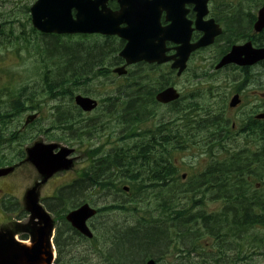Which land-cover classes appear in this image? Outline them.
Segmentation results:
<instances>
[{
    "label": "trees",
    "instance_id": "trees-1",
    "mask_svg": "<svg viewBox=\"0 0 264 264\" xmlns=\"http://www.w3.org/2000/svg\"><path fill=\"white\" fill-rule=\"evenodd\" d=\"M253 18L254 17L251 16L250 21H252ZM241 20L246 21V26L248 25V16L243 17ZM241 20L238 21L237 18L233 19V31H236L237 27H239V24L242 23ZM51 50L53 49L51 48L46 50V53H49ZM104 55V48L90 49L78 47L74 48V50L72 51L65 53L66 67L64 70L58 71L57 74L51 79L47 78L48 73L45 72L46 77H44L43 79L45 92L51 95L56 90L53 85L57 83H66L71 79L76 82L75 80H78L83 77L84 73H87L92 69V66L96 65L97 63H101L102 59L104 58ZM132 81H134V79ZM140 98L149 99V102H151L152 104L149 103L147 100L143 101L142 99L139 101H135L136 99L138 100ZM126 99L127 100L124 103L123 107V115L120 119L123 131L126 133L123 138L126 139L135 136L146 138L143 134L137 135V133H135L137 126H139L142 121L140 118L142 115H145V117H150L155 121L152 128L153 130H147L146 132H144V134L152 136L148 137V141L146 142L140 141L134 143L133 145H123L121 149H118L117 151L115 150L112 156L105 157L106 163L111 164V162L113 161V157L118 159L120 163L116 167H119L118 170L124 177L131 176L135 178L134 170L130 167L129 163L135 164L141 161L142 164L144 163L143 169L148 172L149 177L161 178L163 176V171L165 173H168L169 171L170 176L172 177L174 175V170L172 169V167H169L170 169L167 170L165 169V167H160L159 170L158 166H151V163L157 164L166 162L167 154L164 143L168 141V143H171L174 149L184 150L191 144L200 143L203 140V137L201 138L202 140L199 139L200 134L198 133L204 131L206 125L203 124L201 121L193 122V120H190L188 114H186L187 109H183L182 112L177 113H182L181 115H183V117H180V124H178L177 122H170L172 124L169 125L170 123L165 122V120L157 118L155 110H148L149 106L153 105V108L156 107L155 102L153 100V94H151L150 92L144 95L135 94L134 96H127ZM132 106H138L136 110H138L137 114H140V117L133 121L127 119V114H130V108ZM23 110L24 109L22 108L19 100L15 101L13 109L11 111H14L15 113H21ZM8 114L9 111H6L5 113L0 114V116L6 117L8 116ZM82 123L83 122L80 121L75 122V125H73V123L69 125L70 123L63 122L58 123V125L64 130L72 132V135L77 136L80 140L81 136L82 138L87 137V135L92 134L94 130L97 132L98 129H101V126L99 124L89 126V124L84 125ZM62 124L64 126H66V124L69 126L64 127ZM261 124L264 123L256 121L254 122L251 120L245 122V120L242 119L238 123L237 129L233 130L231 126L226 123L225 120H222V118H220L217 123L209 125V127L214 130L212 131L213 133L209 135L210 139L214 140V137L218 138V141L215 145L217 150L216 165L211 172H207L205 177L208 178L207 180L203 181L202 178H200V180L198 178L196 179V182L200 181V186L197 187V193L196 191L195 193H193L195 188H192L191 193L192 196L197 194L199 198H202L205 195L206 190L214 188L215 186L216 192L218 194L217 197L219 198V201L224 204V208L221 214H204L202 202H198V200L200 199L196 200V202L194 203L195 206L193 205L194 207H191L192 205L189 203H187V206L182 205V207H175L174 204L169 203L166 199L161 198L162 202L160 203V206H162L166 210V212L169 214L170 219L172 217V221L168 225H173V227L179 233V241L181 242V244L178 247L177 253L181 257H179V259L181 260V262L179 261L180 264H218L220 261H227L228 257L226 256L231 254L233 252V249L237 251L234 256L239 257L240 259L242 257L241 255L243 252L245 253V255L248 254V252L256 254L259 249H264V247H262V245L260 244L258 246H252L255 242L261 243L264 240V236H260L258 233L260 232V229H264V196H262L264 195V189H255L253 183L249 181L255 180L258 181V183L261 185V188L264 186V177L261 176L264 172V151L263 149H261L260 151H256V154H254L255 160L253 161V158H251L252 154L246 146L238 147L233 143L234 136L242 135L247 132L246 130H248L251 135L259 133V140L261 138H264V128H261ZM153 135L157 136L153 137ZM211 142L212 141L209 140L206 143V147L208 150H211L212 148ZM229 143H233L235 146L229 147ZM157 145L159 146L156 149ZM257 155H260L259 158L256 157ZM147 158H149L150 163H147ZM121 162L129 163L123 164ZM168 162L171 163L173 161L172 159H170ZM101 165L102 164L100 163L99 170L101 172H104L105 167ZM146 169H149V171ZM157 175L159 176L157 177ZM211 175L212 177L216 175L218 180L210 179ZM235 177L237 179H235ZM99 178L101 179V182H103L104 191L113 187L111 178ZM118 179L119 178H116L115 180ZM97 182V178L94 175L90 178H85V180L74 184L73 186H71V189L67 190V192H71L73 196H66V198H69V200L71 198L73 200L71 203L77 204L80 200H82V198L78 196L79 192L85 190V187L96 184ZM142 190H144L143 184L138 182V185L133 184V190L131 194L133 193L136 195H140L141 193H143ZM171 190L172 192L174 191L173 186L171 187ZM208 192L209 191H207L206 193L209 194ZM161 194L162 193H160L159 196H161ZM143 195L145 196L146 194ZM143 195L139 198V201L137 202L130 200L127 202H119L116 204V208L121 210L129 209L132 211H142L144 210L143 205L145 203L144 201L141 202L140 199L144 197ZM162 195L164 196L165 193ZM233 197L234 199H232ZM192 201H195V199H193ZM239 206L241 209L239 208ZM172 208L175 209L177 213H180L181 215H171L173 214L171 213ZM110 210L115 209L111 208ZM184 212L185 214H183ZM229 212L231 215L229 214ZM111 217H113V215H111ZM114 220L116 219L106 218V222L101 223L99 225V228L103 233L102 235L105 236V239H103V243L105 246H99L100 248L97 247L96 243L94 244L96 246L94 248L92 246H90L89 248L77 246L75 244L76 239L74 237H71L78 236L77 233L71 230L69 227H64L63 229H61L58 234L59 240L57 241V249L59 250V262L61 264H143L145 259L153 258L160 263L162 261L163 255L166 254L168 247L172 245L171 241H169L171 239L169 238V236H167L168 229L165 228V226H163L164 228L159 227L157 229H153L151 227H148L147 223H143L144 221L134 223L133 225H131V227H127L128 225H130L129 222H121V225L118 226V223L117 225L114 224ZM140 226H142V228ZM213 226L215 227V229L213 228ZM216 230L218 232H216ZM223 231L226 233H224ZM109 232L112 235H110ZM69 233L70 238L67 237ZM182 235L183 239H186L183 244L181 240ZM190 238L193 241H191ZM247 238H249V245L243 244V241H245V239ZM201 239L203 241L205 240V242L207 243V239H212L213 242H210L208 246H205L204 242H200ZM214 242H218V245L215 247L213 246ZM230 245H232L234 248L232 249Z\"/></svg>",
    "mask_w": 264,
    "mask_h": 264
},
{
    "label": "rangeland",
    "instance_id": "rangeland-1",
    "mask_svg": "<svg viewBox=\"0 0 264 264\" xmlns=\"http://www.w3.org/2000/svg\"><path fill=\"white\" fill-rule=\"evenodd\" d=\"M35 2V0H10L9 3L7 4H1L0 5V23H7L6 27H7V33L9 31L10 28H13L14 30V34L15 37H17L18 35H20V37H23V35L21 34L22 32V27H20L19 21L20 22H26V19L28 18V14L26 15V11H25V7L29 8L33 3ZM255 8H257V6H255ZM254 9V6L252 8L248 7L247 10L251 11ZM258 9H256L255 11H257ZM254 11V13H256ZM242 14H246V12L243 11ZM245 16V15H244ZM243 16V17H244ZM241 22L243 23L244 21L241 20ZM13 23V24H10ZM240 27V26H239ZM237 27L236 31H238V29H242V31L245 29L246 25L242 26L241 28ZM18 28V29H17ZM26 34L28 36H30L29 34V25L27 26L26 29ZM14 37L9 39L8 41H2V37L0 36V79L2 80L3 84L2 86H0V100L2 102H7V97L5 96L7 93L6 90H4L5 86L8 88V90H10L12 92V94H22L24 96H26V94H30V93H40V85H41V81L37 75H40V73H43V70L45 67H57L58 63H52L54 61V59L57 58V56H62V57H58L59 60L62 58H65V54L64 52H62V48L60 49L59 47H55L53 48V50H51L49 53L45 54L47 56L52 57L51 58H47L45 57V55H42L39 57V52L41 50L45 51V48H39L38 45L36 44L35 41H29V44L24 43L23 41L19 42L17 44L16 41H13ZM74 50V48H70L67 49L65 51H72ZM58 51H61L62 53H59ZM54 54V55H53ZM110 55V54H109ZM213 53L212 52H207L204 54H200L198 56H196L193 60V63L190 67V69L187 71V73H184L180 78H175L174 76L172 77L173 83H174V87L176 89H178L180 91V93L182 94V98H183V104L185 106L183 107H177L181 110L183 109H190L188 111V113L192 114L194 117L196 118H200L202 120L207 119L208 121H211L209 119L211 118H217L220 116H223L224 118L222 120H226L228 121L230 124L232 122H234V124L240 120L244 115H247L248 113L254 111V109L257 107H260V104L257 102H254L257 98L254 97V93H264V72L263 71H259V70H251L250 74L248 76V79L245 78L244 74L242 76V74H240V72H233L230 71L226 74L224 73H216L215 71L212 72V70L209 68L210 63H211V57H212ZM45 57V58H43ZM109 60V58H108ZM63 61H65V59H63ZM163 71H165V69H163ZM154 72H151V75H154ZM82 74V73H81ZM85 74V73H84ZM207 75L209 77V79L207 78H203V76ZM227 78V80L225 81V83L227 84V86L225 88H222L221 85L222 83H224L223 81ZM132 80V79H131ZM245 81H248L247 84L245 85V87H247L246 93L248 95V98L245 99L244 102V106H242L241 108H239L238 110L235 111H230L227 107L228 105V101L231 98L233 91V88L238 84L241 85L243 84ZM113 82V81H112ZM13 84V86H11ZM93 84V83H92ZM114 87L119 85V82L116 81L115 83H112ZM24 87H26V89H23ZM237 87V86H236ZM94 93H96L97 95H101V91L98 88H95L92 90ZM23 96V97H24ZM39 96V95H38ZM196 99L194 100L193 103H191V99L192 98ZM61 103V102H59ZM119 103V102H117ZM156 106V105H155ZM136 107L138 106H132L130 108V114H127V119L128 120H135L138 119L140 117V114L138 115L137 112L138 110H136ZM155 110L157 118H161L164 120H168L170 118V109L168 110L167 108H164L163 106H156L155 108H153V106H149V110ZM172 110V109H171ZM46 111V109L44 110ZM67 113L71 114L72 112L69 110H64ZM101 113H92V114H88L84 117V119H90V118H94L96 116H100ZM26 118L25 116H20L17 117V119L15 118L13 121H11V125H9L8 129H3L4 126L0 125V129L3 130V137L6 138V133L9 134V132H14L17 130H20L22 127V124L24 122ZM41 119H43V117H41ZM105 124V128L103 129V131L98 135V137H100V140L103 139V137L108 136L113 134L114 132L118 133V129H116V123L113 122H108V118H104V120L102 121ZM154 120H151L148 124L149 127L153 126L154 124ZM87 123V122H85ZM51 124H55V123H48L47 126V122H42V126L45 128H49V126ZM52 135H54L55 137H58L56 135H58L59 133L56 132H49ZM48 133V134H49ZM25 134H27V136H37L38 134H34L30 129H27L25 131ZM46 134V136L48 135ZM55 137H50L49 139H47L45 136L41 135L40 136V140H43L45 143H59L60 146L66 145L64 142H62L61 140L56 139ZM36 138L33 137L32 140H27V146L32 144ZM25 141L26 139L20 141L19 143H13L11 145L8 146H2L0 145V153L4 154V157L7 158L8 160H11L10 164L8 165H14L17 163H22L21 161H19L20 159H17V157L19 156V154L21 152H23V148L25 147ZM96 141V140H95ZM34 142V143H35ZM104 142V140L102 141ZM239 143H241V140L238 141ZM127 144H129V142H126ZM123 143H117V146L122 145ZM99 145H103L100 143V141H96V146ZM2 146V147H1ZM257 146V145H256ZM85 147V146H84ZM82 147V148H77V147H72L73 148V155L71 156L72 160H73V170L70 172L71 174L73 173V179H75L77 177V173L81 170L82 164L84 163V161L87 159V151L86 149ZM109 148H111V146H108L106 148V150H108ZM191 150H194L191 149ZM185 153V156H184ZM180 155H175V158L178 159L179 162L187 164V163H193V157L191 155L190 152L186 151ZM111 164H115L116 166L118 164H116L115 162H119L118 159H116L115 157L112 158ZM116 160V161H115ZM104 162V161H102ZM104 164V163H101ZM128 164V163H127ZM141 163H137V164H129L131 168H135V165H140ZM160 164L163 163H157L156 164H151V165H156L159 166ZM104 167H106V172H108V166H106L105 164L103 165ZM135 166V167H134ZM15 172L17 173V175L15 177H9V178H5L2 179L1 181H5V182H12L19 187L21 186V184L23 185L25 181V178L22 176L23 173L21 172V169L19 171V169H15ZM23 172V169H22ZM24 172L29 173V176L32 175V171L29 167H26ZM14 173V174H16ZM138 173V172H137ZM107 177L110 178V175L108 173H105ZM140 174V173H138ZM147 175L145 174L144 179L143 180H138L140 181V183L143 181V188L146 187H150V189H148L147 191H143V193H141L140 195H138L137 199L139 201V198L145 193L147 195V197H142V199H140V201H144V203H150L151 199H153V201L155 200L159 205L162 202L160 199H168L167 201L169 203L175 204L177 201H179L180 203H182V205H185L187 203L188 200H193L195 199L192 196V188H195V186L198 185V183H194L192 184V186L185 191H178L177 189L174 192H169V195H161L160 194V190L162 192V194H164V191H167L168 187H163L161 184L158 183V186L160 187H153L154 189H152V186H154L153 184H157V182L153 179H150L151 177H146ZM58 177V176H56ZM216 175H214L210 178H214L213 180H215ZM106 178V177H104ZM150 180V181H144V180ZM217 180V179H216ZM153 181V182H151ZM151 183V184H150ZM90 186H87L85 188L89 189ZM145 187V188H146ZM144 188V190H145ZM157 188V190H156ZM160 190H159V189ZM164 188V189H163ZM166 188V189H165ZM164 191H163V190ZM109 190V191H108ZM156 191H159L157 193H153ZM156 190V191H155ZM87 191L86 190L84 192L85 199H82L83 201L87 200ZM209 191L208 193L214 194L216 195V189L213 188L212 190H206L205 191V195L206 192ZM104 193L97 198V196H93V198H91L89 196V200L90 203L95 206V207H99L101 205L104 204H109L112 200H116V197L119 199L120 197L117 196L114 192H113V187L110 189H107L106 191H103ZM151 193V195H150ZM153 193V194H152ZM159 193V194H158ZM156 194V195H155ZM73 196V195H69ZM106 196V197H105ZM116 196V197H115ZM151 196V197H150ZM157 196V197H154ZM80 197V196H79ZM205 197L202 198V201ZM144 199V200H143ZM71 201V198L70 200ZM73 201V200H72ZM71 201V202H72ZM76 204V203H73ZM181 206V205H180ZM203 206V204H202ZM114 207V209H116V206H111L110 208ZM182 207V206H181ZM219 204H212V203H208L206 205L205 209L206 211H212L214 209H218ZM171 211H176L175 209H171ZM119 216V215H116ZM115 218V217H114ZM113 218V219H114ZM106 219V218H105ZM104 218H101L100 221H105ZM118 222V226H120L121 221L118 220L116 218V220ZM122 222H130L131 224H133L134 222L131 221L130 219H126L123 220ZM128 225L127 227L131 226ZM117 225V224H115ZM112 225V226H115ZM101 230V229H100ZM110 234V232H109ZM70 233L68 234L67 237L70 238ZM112 235V234H111ZM170 235V232H169ZM74 237L75 236H71ZM105 236H103V239ZM170 238V237H169ZM76 242L75 244L77 246H81L82 245V241L80 239H78L77 237L75 238ZM171 250L170 247H168V251ZM257 259V258H255ZM162 264H168L167 260L165 261V263ZM252 264H264V258H258L256 260V262L252 263Z\"/></svg>",
    "mask_w": 264,
    "mask_h": 264
},
{
    "label": "water",
    "instance_id": "water-1",
    "mask_svg": "<svg viewBox=\"0 0 264 264\" xmlns=\"http://www.w3.org/2000/svg\"><path fill=\"white\" fill-rule=\"evenodd\" d=\"M75 0H39L38 3L32 8L33 26L43 33L52 32H85V33H100V34H117L123 39L128 40V45L125 51L121 54L129 64L138 62L140 58L147 59L148 61H165L161 60L162 55V42L157 31L158 15L162 10L168 9L169 15L172 13L179 14L180 19L170 16L172 28L169 30V37L175 38L181 44L179 57L180 64L185 61L189 49L187 45L189 38V31L187 25L183 21L185 4H194V11L197 13L196 27L199 29L200 20L206 14L207 0H138L137 6H119L118 12H111L105 6H73ZM168 6V8H167ZM75 9L77 11L76 20L72 21L70 11ZM121 24H126L127 27L120 29ZM264 27V6L259 11V20L255 26L256 31H260ZM214 34H208L206 39H202L196 47H203L212 43ZM149 40L150 43L145 42ZM160 42L158 46L154 41ZM147 52L142 57L139 56L141 51ZM264 59V50H253L250 45H246L237 50H234L231 55L227 56L222 64L235 63L240 66H250L258 61ZM119 74L124 73L123 70L116 71ZM178 98V95L173 89H166L156 96L159 103L167 104ZM76 103L84 110H91L92 105L86 99L77 98ZM238 104L235 97L230 106L234 107ZM264 118V116H259ZM53 147H42L35 145L28 151V158L31 163L38 167V169L45 174H50L61 169L65 164L61 160L63 156L68 154L62 153L58 159L50 155ZM41 243H39L40 245ZM39 250L34 248L32 252ZM42 250V249H40ZM32 252H25L23 257H9L3 260L0 256V264H51V254L45 252L44 257L39 254L36 256ZM148 264H154L149 262Z\"/></svg>",
    "mask_w": 264,
    "mask_h": 264
},
{
    "label": "flooded vegetation",
    "instance_id": "flooded-vegetation-1",
    "mask_svg": "<svg viewBox=\"0 0 264 264\" xmlns=\"http://www.w3.org/2000/svg\"><path fill=\"white\" fill-rule=\"evenodd\" d=\"M120 1L124 2L127 4L126 0H106V5L105 6H121ZM131 1V0H130ZM248 3V0H246ZM131 4H134V2ZM136 4V2H135ZM233 0H208V15L205 17V21L212 20L214 22L213 27L211 28L213 31L220 30V34L214 38L213 44L210 45L209 47H205L197 51L195 55L201 54V53H207V52H212L213 55L211 57V63L209 68L212 70V72L216 73H228L229 71L233 70L235 67L233 65H227L221 69H215L216 65L220 62V60L228 53L229 51V43H231L232 39V34L235 32L233 31V19H234V14L235 12L233 11ZM188 9V14H187V19L190 20L191 22H194L195 19V13L193 12V7L192 6H187ZM243 15V14H241ZM238 14L237 17L241 16ZM235 17V18H237ZM161 24L165 26V21H164V16L162 15L161 17ZM245 26V25H244ZM192 28H194V23L191 25ZM218 27V28H217ZM241 28V26L239 27ZM248 28L244 29H238V33L241 37L245 35V32L247 33ZM200 33L197 31H193L192 33V40H197L200 37ZM169 49H173V45L168 46ZM173 50H171L172 53ZM254 68V67H253ZM190 69V68H189ZM251 68H238L236 70L240 72L247 73L248 70ZM243 70V71H241ZM144 95V94H143ZM142 97V96H140ZM140 99H136L135 101H139ZM264 100V99H262ZM261 105L264 107V102H261ZM164 143V142H163ZM168 143L165 142L164 144L166 145ZM135 175H137V172H135ZM170 172L166 176V181L165 183L163 180V184H165L168 188H171L173 186L172 181L170 180ZM154 180V179H153ZM143 183V182H141ZM173 189L175 191V187L173 186ZM173 191V192H174ZM17 206L16 205H9L5 206L2 203H0V214H8L11 210H16ZM171 215L178 216L181 215L180 213H177V211H172Z\"/></svg>",
    "mask_w": 264,
    "mask_h": 264
},
{
    "label": "bare ground",
    "instance_id": "bare-ground-1",
    "mask_svg": "<svg viewBox=\"0 0 264 264\" xmlns=\"http://www.w3.org/2000/svg\"><path fill=\"white\" fill-rule=\"evenodd\" d=\"M243 16H244V15H241V16L237 17L238 21H240V20L243 18ZM244 17H246V16H244ZM233 23H234V22H233ZM243 25H246V21H244L243 23H240V24H239V26H241V27H242ZM232 28H233V27H232ZM242 28H243V27H242ZM245 28H246V27H245ZM81 51H82V50H81ZM53 55H54V54H53ZM260 71H263V70H260ZM263 72H264V71H263ZM142 97H143V96H142ZM142 100H143V101H144V100H147V101L149 102V99H144V98H142ZM149 103H150V102H149ZM136 108H138V107H136ZM174 112H175V114H177V113L182 112V110L176 107V108L174 109ZM263 128H264V127H263ZM177 134H178V133H177ZM170 138H171V137H170ZM172 138H173V137H172ZM175 138H176V137H175ZM159 144H160V143H159ZM158 146H159V145H158ZM151 153H152V152H151ZM146 157H147V156H146ZM149 158H150V157H149ZM149 158H147V159H148V162H147V163H150V162H149ZM145 159H146V158H145ZM113 161H114V160H113ZM115 161H116V160H115ZM129 161H130V160H129ZM141 162H142V161H141ZM141 162H139V163H141ZM115 163H116V164H119L118 162H115ZM243 163H244V162H243ZM143 164H144V163H143ZM143 164L141 163L140 165H135L136 167L134 166L135 168H134V169L132 168V169L134 170V175H135V172L140 173V174L137 173V175H135V178H137L138 180H143L145 174L149 177L148 172L145 171V169H143ZM151 164H152V163H151ZM153 164H154V163H153ZM102 165H104V164H102ZM102 165H101V166H102ZM132 165H133V164H132ZM156 165H157V164H156ZM156 165H151V166H156ZM126 166H127V165H126ZM147 166H148V164H147ZM149 167H150V166H149ZM158 167H159L158 169L160 170V167H165V165H164V164H160ZM105 168H106V167H105ZM118 168H119V167H118ZM122 168H123V167H122ZM156 168H157V167H156ZM149 169H150V168H149ZM149 169H146V170L149 171ZM158 169H157V170H158ZM165 169L167 170L166 167H165ZM232 169H233V168H232ZM241 169H242V168H241ZM260 169H261V168H260ZM128 170H129V169H128ZM151 170H152V169H151ZM154 170H156V169H154ZM154 170H153V171H154ZM130 171H131V169H130ZM211 171H212V170H211ZM123 172H124V171H123ZM216 172H217V171H216ZM104 173H108V172H106V169H105ZM149 173H150V172H149ZM153 173H154V172H153ZM164 173H165V172L163 171V176H162L161 178H160V177H159V178H154V177H151V178H150V179H154V182H155V181L157 182V184H153L154 186H152V189H154L155 187H157V186H158V183L161 184L163 187H167L165 184H163V181H164L165 183H167V181H166V176L169 174V171H168V173H165V174H164ZM234 174H235V173H234ZM147 176H146V177H147ZM158 176H159V175H157V177H158ZM219 176H220V175H219ZM223 176H224V175H223ZM235 176H236V175H235ZM238 176H239V175H238ZM106 177H107V176H106ZM101 178H102V177H101ZM204 178H205V177H204ZM215 178L218 180L217 176H216ZM210 179H212V178H210ZM213 179H214V178H213ZM216 179H215V180H216ZM224 179H225V178H224ZM235 179H237V178L235 177ZM162 180H163V181H162ZM222 180H223V179H222ZM144 181H150V180H149V179H148V180L145 179ZM203 181H204V180H203ZM89 182H90V180H89ZM139 182H140V181H139ZM142 182H143V181H142ZM151 182H153V181H151ZM214 182H215V181H214ZM197 183H198V185L195 187L193 193H195V191L198 190L197 187L200 186V181L197 182ZM87 184H88V183H87ZM90 184H91V183H90ZM150 184H151V183H150ZM167 184H168V183H167ZM216 184H217V183H216ZM223 184H224V183H223ZM227 184H229V183H227ZM85 185H86V184H85ZM112 185H113V184H112ZM145 187H146V186H145ZM145 187H144V188H145ZM153 187H154V188H153ZM158 187H160V186H158ZM237 187H239V186H237ZM111 188H112V187H111ZM201 188H202V187H201ZM214 188H215V186H214ZM148 189H150V187H146L145 190H143V191H147ZM158 189H159V188H158ZM163 189H164V188H163ZM163 189H162V190H163ZM165 189H166V188H165ZM199 189H200V188H199ZM212 189H213V188H211V189H209V190H212ZM222 189H223V188H222ZM224 189H225V188H224ZM86 190H88V189L86 188L85 190L80 191L78 196H80L82 199H85V196H86V195L84 194V192H85ZM156 190H157V188H156ZM156 190H155V191H156ZM159 190H160V189H159ZM108 191H109V190H108ZM151 191H153V190H151ZM163 191H164V190H163ZM168 191H169V192H170V191L172 192L171 188H167V191H164V192H165V195H169V194H170ZM220 191H221V189H220ZM157 192H159V191H156V192L153 191V193H157ZM153 193H152V194H153ZM160 193H162L161 190H160ZM196 193H197V191H196ZM198 193H199V192H198ZM215 193H216V195L218 196L217 192H215ZM223 193H224V192H223ZM228 193H229V192H228ZM247 193H248V192H247ZM144 194H145V193H144ZM158 194H159V193H158ZM202 194H203V193H202ZM202 194H201V195H202ZM206 194H207V193H206ZM226 194H227V193H226ZM226 194H225V195H226ZM233 194H234V192H233ZM237 194H238V193H237ZM248 194H249V193H248ZM147 195H149V194H147ZM147 195H145V196H147ZM150 195H151V193H150ZM155 195H156V194H155ZM161 195H162V194H161ZM223 195H224V194H223ZM228 195H229V194H228ZM228 195H227V196H228ZM230 195H231V193H230ZM67 196H69V195H67ZM143 196H144V195H143ZM145 196H144V197H145ZM105 197H106V196H105ZM137 197H138V196H137ZM193 197L195 198V201H192V200H188V201H187V203H189V204L192 205L191 207H194V206H195L194 203L196 202L197 199H200V200H198V202H202V198H203V197H206V195H204L202 198H199L198 195L196 194V195H193ZM222 197H223V196H222ZM232 199H234V197H233ZM239 199H241V198H239ZM143 200H144V199H143ZM160 200H161V199H160ZM166 200H168V199H166ZM244 200H245V199H244ZM71 201H72V199H71ZM233 201H234V200H233ZM82 202H84V201H83V200H80L77 204L82 203ZM141 202H142V201H141ZM223 202H224V201H223ZM241 202H242V201H241ZM247 202H248V201H247ZM187 203L185 204L186 206H187ZM226 203H227V202H226ZM231 203H232V202H231ZM233 203H234V202H233ZM248 203H249V202H248ZM199 204H200V203H199ZM199 204H198V205H199ZM193 205H194V206H193ZM183 206H184V205H183ZM228 206H229V205H228ZM233 206H234V205H233ZM191 207H190V208H191ZM231 207H232V205H231ZM237 207H238V205H237ZM112 208H114V207H112ZM235 208H236V206H235ZM239 208H240V206H239ZM196 209H197V207H196ZM231 209H232V208H231ZM240 209H241V208H240ZM120 210H121V209H120ZM197 211H198V210H197ZM183 214H185V212H184ZM193 214H194V213H193ZM226 214H228V213H226ZM229 214H230V212H229ZM230 215H231V214H230ZM178 216H179V215H178ZM182 216H183V215H182ZM184 216H185V215H184ZM186 216H187V215H186ZM225 216H226V215H225ZM194 217H195V216H194ZM228 217H229V216H228ZM228 217H227V218H228ZM190 218H192V217H190ZM195 218H196V217H195ZM104 219H105V218H104ZM185 219H186V217H185ZM183 220H184V218H183ZM220 220H221V219H220ZM192 221H193V220H192ZM216 221H217V220H216ZM221 221H222V220H221ZM221 221H220V222H221ZM104 222H106V221H104V220H103V221H100V223H104ZM181 222H182V221H181ZM196 222H197V221H196ZM129 223H130V222H129ZM184 223H185V222H184ZM184 223H182V224H184ZM190 223H191V222H190ZM192 223H193V222H192ZM194 223H195V222H194ZM200 223H201V222H200ZM209 223H210V222H209ZM221 223H222V222H221ZM221 223H220V224H221ZM130 224H131V223H130ZM133 224H134V223H133ZM133 224H131V225H133ZM212 224H213V223H212ZM215 224H216V223H215ZM217 224H218V223H217ZM179 225H181V224H179ZM196 225H197V223H196ZM123 226H124V225H123ZM177 226H178V225H177ZM187 226H188V224H187ZM189 226H190V225H189ZM192 226H193V225H192ZM194 226H195V225H194ZM214 226H216V225H214ZM214 226H213V228L215 229ZM130 227H131V226H130ZM140 227L142 228V226H140ZM172 227H173V225H172ZM219 227H220V226H219ZM134 228H135V227H134ZM143 228H144V227H143ZM165 228H166V227H165ZM123 229H124V228H123ZM130 229H131V228H130ZM188 229H190V228H188ZM217 229H218V228H217ZM151 230H152V229H151ZM225 230H226V229H225ZM225 230H224V231H225ZM184 231H185V230H184ZM184 231H182V232H184ZM189 231H190V230H189ZM224 231H223V232H224ZM191 232H193V231H191ZM191 232H190V234H191ZM194 232H195V231H194ZM216 232H218V231L216 230ZM221 232H222V231H221ZM65 233H66V232H65ZM158 233H159V232H158ZM186 233H187V232H186ZM224 233H226V232H224ZM224 233H222V234H224ZM180 234H182V233H180ZM188 234H189V233H188ZM193 234H194V233H193ZM216 234H217V233H216ZM219 234H220V233H219ZM110 235H111V234H110ZM178 235H179V233H178ZM185 235H187V234H185ZM167 236H168V235H167ZM193 236H194V235H193ZM76 237H77V236H76ZM76 237H75V238H76ZM107 237H108V236H107ZM109 237H110V236H109ZM188 237H189V236H188ZM190 237H191V236H190ZM222 237H223V236H222ZM229 237H230V236H229ZM77 238L80 239L79 237H77ZM180 238H181V237H180ZM222 239H223V238H222ZM222 239H221V240H222ZM225 239H226V238H225ZM181 240H182V244L184 243V241H186V239H183V235H182V239H181ZM190 240L193 241L191 238H190ZM190 240H189V241H190ZM219 240H220V239H219ZM169 241H171L172 244L174 243V241H173L172 239L169 240ZM191 241H190V242H191ZM194 242H196V241H194ZM221 242H222V241H221ZM188 243H189V242H188ZM188 243H187V245H188ZM222 243H223V242H222ZM225 244H226V241H225ZM170 245H171V244H170ZM115 246H116V245H115ZM190 247H191V246H190ZM229 247H230V246H229ZM191 248H192V247H191ZM230 248H231V247H230ZM188 249H189V248H188ZM232 249H233V248H232ZM232 249H231V250H232ZM105 250H106V249H105ZM227 250H228V249H227ZM227 250H226V251H227ZM229 251H230V250H229ZM190 252H191V251H190ZM231 252H232V251H231ZM183 253H184V252H183ZM224 254H225V253H224ZM229 255H230V254H229ZM229 255H227L226 257H229ZM160 256H161V255H160ZM204 256H205V255H204ZM218 256H219V255H218ZM192 257H193V256H192ZM194 257H195V256H194ZM121 258H122V257H121ZM180 258H181V257H180ZM223 259H224V257H223ZM225 260H226V259H225ZM180 261H181V260H180ZM135 263H136V262H135ZM199 264H200V263H199Z\"/></svg>",
    "mask_w": 264,
    "mask_h": 264
}]
</instances>
